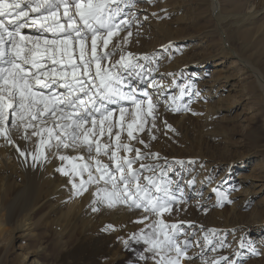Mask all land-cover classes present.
<instances>
[{"label":"snow or ice","instance_id":"6c2138e0","mask_svg":"<svg viewBox=\"0 0 264 264\" xmlns=\"http://www.w3.org/2000/svg\"><path fill=\"white\" fill-rule=\"evenodd\" d=\"M135 6V0H0V137L14 144L13 129L22 131L21 139L25 141L37 137L33 152L16 148L21 157L31 156L33 167L48 160L46 153L71 164V174L63 165L56 171L69 177L73 196H81L95 186L92 211L99 210L97 205L109 209L123 206L147 214L136 223L157 217L147 225L151 231L141 229L130 239L146 245L144 252L151 253L154 264H182L183 260L193 259L187 255L192 243L187 238L179 239L182 234L187 237L179 225H169L160 217L171 213L174 204L183 202L177 200L175 192L182 190L178 181L168 178V170L174 166L184 169L196 161L146 164L143 161L147 159H160L159 154L144 153L130 141L149 148L138 133L150 124L147 131L152 140L156 139L151 133L156 128L161 100L167 111L189 112L191 100L180 101L191 95L194 86H179V94L168 95L165 100L163 86L152 76L159 70L157 57L125 53L131 31L113 43V37L131 26L132 21L124 18L129 15L125 9ZM131 15L134 20L135 14ZM25 29L31 34H26ZM171 47L169 44L164 50ZM118 53L119 59L113 61ZM149 64L157 67H147ZM139 84L159 89L154 91L159 99L154 102L153 94L141 90ZM165 126L175 131L166 121ZM125 132L128 142L122 140ZM65 150L76 155H68ZM121 152L135 155L121 156ZM137 163L139 168H134ZM145 172L152 174L144 175ZM213 180L210 174L207 182ZM194 183L195 178L188 181L189 186ZM212 191L217 206L232 203L229 192L219 188ZM104 230L115 231L111 225ZM209 232L216 234L214 229ZM204 240L212 246L207 234ZM122 242L126 249L130 247L129 240ZM218 246L226 245L221 240ZM240 247L259 255L243 238ZM211 251L215 252L216 246ZM138 258L149 260L143 253ZM200 259L201 264H209L203 251ZM211 264L237 261L221 256Z\"/></svg>","mask_w":264,"mask_h":264},{"label":"rangeland","instance_id":"374dc122","mask_svg":"<svg viewBox=\"0 0 264 264\" xmlns=\"http://www.w3.org/2000/svg\"><path fill=\"white\" fill-rule=\"evenodd\" d=\"M218 2L222 14L237 19H242L252 12L254 14L257 11H262V13L259 16H254L242 27L235 28L231 25V20L228 21L224 27L226 30L224 38L215 29L216 20L212 11V0H153L152 3H149L148 0H135L136 7L145 10L139 14L138 18L145 19L147 17L145 20L149 23L148 35L135 37L133 33L124 52L136 56L154 55L157 57L159 69L168 65V73L178 72L189 75L188 79H191V85L194 88L188 98L180 101V103H188L191 100L189 104L191 111L189 112L174 113L167 111L166 106L158 105L156 128H153L151 133L156 136V139L152 140L147 131L151 127L150 124L146 125L143 133H138L149 144V148H144L134 140L130 143L133 147L140 148L144 153L159 154L160 159H147L143 161L146 164L165 165V160L168 163L176 160L196 161L195 165L186 164L184 169L174 166L168 170V178L179 183L182 192L178 191L181 193V196H178V201L182 200L183 202L174 204L171 213L167 214L168 216L165 214L166 219L160 217L169 225H179L182 232L187 234V237L182 234L179 239L187 238L191 241L192 246L188 250V256L192 257L190 252L196 250V242H203L204 236L207 234L211 240L214 238V244L219 245L223 240L226 245L225 247L218 246V251L206 257L209 264L213 259H218L221 256L235 260L237 253L241 256L237 264H264V189L260 187L261 183L255 182L257 181L255 179L256 170L264 166V96L258 83L248 77L246 71L237 64L234 57L224 56L223 53L226 44L241 58L250 61L264 73V0H218ZM127 11L128 9H125V12ZM150 28H155V31ZM127 31L133 32L134 27L131 26L121 32V35L113 37V43L122 40L127 35ZM207 33L209 35L206 36ZM164 37L168 42L161 43ZM135 39H140V43L135 42ZM160 43L166 45L152 52L155 45ZM169 44L172 47L165 51V46ZM111 47L110 44L109 48ZM117 59H119V53L112 58L113 61ZM139 63L143 62L139 61ZM204 63H208L205 70L202 66ZM157 64L154 67H157ZM220 66L226 69L225 75H230L228 90L232 89V91H223L221 96L206 101H196L198 97L195 93H201L199 91L200 80L211 77ZM147 67H153V64H149ZM133 84L136 83L133 82ZM180 84L182 86L183 81H180ZM139 88L142 90L143 86H139ZM193 112L197 115H193ZM165 121L175 131H169L165 126ZM22 134V131L17 132L13 129L11 136L13 135L14 144L18 140H23L21 139ZM1 140L5 141L3 137H0ZM122 140L128 142L126 132L122 135ZM29 141L34 144L37 137H32ZM12 146L13 144L6 143L3 148L9 150L13 148ZM46 154L48 155L46 162L49 163L50 160H53L51 163L54 164L55 170L63 165L70 172L71 164L62 162L49 153ZM120 155L131 157L135 153L121 152ZM102 159L104 162H108L107 158ZM133 167L139 168V163ZM231 169L235 171L233 174L236 178L234 186L227 184L226 181ZM179 171L182 174L178 178L177 172ZM57 174L60 179L69 181L68 176L61 175L59 172ZM151 174L144 173V175ZM210 174L214 177L212 183L207 182V177ZM231 174L232 172L229 175ZM193 178H195V183L189 186L186 179L190 181ZM241 180L259 186L252 188L257 194L246 199L251 201L250 203L245 202L241 196V189L249 187L247 183H240ZM213 188L229 192L228 199L232 203L217 206L216 201L211 205H204L191 211L190 208L197 205L191 203L198 200L196 198L204 202L213 201L216 198L212 191ZM209 192L212 193L208 195ZM77 197L81 198L82 195ZM102 206L93 219L96 224L94 222L89 224L90 228L88 229L92 233L96 228L98 231L106 232L105 235L111 236L112 230L105 231L104 229L111 225L110 216L115 211L127 210L129 213L141 214L140 218L134 220L136 231L133 234L140 232L141 229L151 231L147 225L157 219V217L151 216L144 223H136L147 214L138 209L130 211L123 206L112 209ZM67 207V205L62 206L52 214L46 213L45 206L39 208L31 215L33 224L31 232H18L11 221L0 237V264H24L21 257L23 251L31 252L40 247L43 248L40 250L39 260L43 264H80L83 245L90 243L93 246L94 239H91V235L88 239L85 238L86 235L80 233L83 228L82 224L77 221L73 223L74 220L71 221L72 226L70 224L65 226L63 237L57 232L52 225L67 211ZM4 218L7 222V217ZM12 219L14 218L12 217ZM210 229L215 230L214 236L209 232ZM16 237H18L17 240ZM242 238L244 243H250L259 255H252L248 247L241 248ZM130 241L131 239H129ZM92 246H87L89 263L104 264L100 261V251L94 250ZM145 247L146 245L141 242L136 243L130 251L121 250L114 263L154 264L150 258L151 253L144 252ZM130 253L133 254L131 263L129 262ZM141 253L148 256L149 260L146 262L139 260L138 257ZM182 262L190 264L191 260Z\"/></svg>","mask_w":264,"mask_h":264},{"label":"bare ground","instance_id":"6f19581e","mask_svg":"<svg viewBox=\"0 0 264 264\" xmlns=\"http://www.w3.org/2000/svg\"><path fill=\"white\" fill-rule=\"evenodd\" d=\"M143 11L145 10H142L141 7L135 6L134 8L128 9L126 13H129V15L127 17H124L132 21L131 26L134 27V31L132 32V34L134 33L133 35L135 37L137 36L146 37L148 35L147 32V29L149 28L148 21H146L145 19L138 18L139 14H141V12ZM212 11L216 20V28L215 27L214 28L217 30L219 35L223 36L224 38L226 37V30L224 27L225 24L228 23V21L231 20L230 23L232 26H235V28L242 27L243 25L247 24L250 19H253L254 16H259L262 13V11H257L254 14L252 12L242 19H237L236 17L233 16L230 17L228 15H224L221 13L218 0H212ZM132 13L135 14L134 20L131 15ZM141 17L143 16L141 15ZM232 28L234 29V27ZM150 29L155 31L154 30L155 28H150ZM24 31L26 34H31L30 30L28 29H25ZM207 35L209 34L207 33L206 36ZM139 40L140 39H135L134 41L139 42ZM162 42L165 43L168 42L167 38L164 37L161 43ZM161 43L157 44L158 46L155 45L156 47L152 49V52H155L158 48H161L162 46L166 45ZM225 48L226 49L223 50L224 56L229 55L234 57V60L237 62V64L240 65L242 69H244V71H246L245 73L248 74V77L253 78L255 82L258 83L264 96V73L261 72L260 69L257 68L250 61L241 58L238 54H236V52L232 48H230V46L225 44ZM142 62L144 63V61ZM154 65L155 64H153V67ZM202 66H203V70H205L208 67V63H204V65ZM167 70H168V65L165 66L163 69L161 68L157 72L152 73V76H154L155 79L158 82H160L164 88L165 100L168 95L179 94V86L181 85L180 81H183V85L188 83L191 84V79H188L189 75H183L178 72H169L174 75H168L169 73L167 72ZM225 71L226 69H224L222 66L217 67V69L215 70V72H213V75L211 77L200 80L199 91H201V93L199 94V96H197L198 98L196 99V101L197 100L206 101L209 99H213L217 96H221L222 95L221 93L223 91L224 92L232 91V89L228 90V88L230 87L229 80L231 78H229L230 75L229 76L225 75ZM133 82L136 83V81H131V83ZM139 86L140 87L143 86L142 90L147 91L149 94H153L154 102L159 99V97L154 94V91L158 92L159 89L154 90L153 88L148 87L147 85L144 84H139ZM188 97L189 95H185L183 99L185 100ZM159 104L166 106L163 100H161ZM37 143H38V138L34 144H31L30 141L18 140L17 143L13 144L12 146L13 148L8 150L3 148L6 145L5 141L3 140L0 141V237L4 232V229L7 227L8 224L11 223V221H13V226L18 229V232H27V231L31 232V228L33 226L31 221V215L37 210H39V208L45 206L46 213L52 214L57 210H59L60 207L67 205L68 206L67 211L63 213L61 217L53 223L52 226L62 236L65 231V226L67 225L69 226V224L71 225V221L74 220L72 221L73 223L77 221L82 224L83 228L81 229L80 233L86 235L85 238L88 239V237L91 235L92 237L91 239H94V242H92L93 246L90 243L83 245L81 251L80 264H90L88 260L89 258L88 249H87L88 245L94 247V250L100 251L101 262H104V264H115L114 261L119 257L121 250L125 249L126 251H130L132 247L135 246L136 242L131 240L129 242L130 247L126 249L122 241L129 240L130 237L133 235V232L136 231L134 220L140 218L141 214L129 213L127 210L115 211L114 213H112L110 216V221H111V226L115 229V231H112L113 233L111 236H107L108 234L105 235L106 232L103 233L102 231L96 230V228L93 233L89 231L88 228H90L91 225L90 223L94 222L93 219L95 215H97V212L100 211V209L103 207L102 205H97L99 210L95 212L92 211V207H93L92 192L94 191L95 186H91L89 190L82 195L81 198H78L77 196H73L71 184L69 183V181L60 179L58 177L57 171L54 168L55 166L54 164L51 163L53 160L52 161L50 160L49 163L45 161L43 162L42 165L40 163H37L36 166L33 167V161L31 159V156L21 157L16 150V148L19 147L22 150L33 152L36 148ZM65 151L66 154L68 155H76V153H72L70 150H65ZM230 171L232 172V174L229 175L231 172L228 173L226 181L227 184H231V186H234L236 182V178H234L233 174L235 173V171H232V169ZM177 173H179V176L177 175L179 178L182 172L179 171ZM255 176H256L255 179H257V181L255 182L261 183L260 187L264 189V166L256 170ZM84 178L86 179V175ZM79 179L80 178L78 177V179L76 180L77 183L79 182ZM186 181H187L186 183H188L189 179L188 180L186 179ZM240 183L243 184L247 183V185H249V187L247 188H242L240 193L241 196L245 199V202L250 203L251 201L249 202L246 199L255 196L257 192L253 191L254 189L252 190V188L259 186L254 185V183L250 184L246 180H241ZM175 187L176 185L173 186L174 189ZM249 188H251V190H249ZM194 193L193 195H195ZM210 193L212 192H209L208 195H210ZM175 195L177 197V200H179L178 196H181V193H178L177 191L175 192ZM214 196L216 197V194ZM196 199L198 200H194L191 202L193 204H197L192 209L190 208L191 211L192 210L194 211L195 208L202 207L204 205L207 206L211 205V203L217 201V197L213 201H208V202L207 201L204 202L203 200L200 201L199 198ZM245 202L243 201V203ZM182 205L187 206L185 204ZM165 214L167 215L169 213H165ZM165 214L163 217H165ZM5 216L8 219L7 222H6V218H4ZM167 216L165 217V219L167 218ZM12 217L14 219H12ZM95 222L94 224H96ZM96 227L99 228V226ZM149 231L148 229L145 230V232H149ZM18 237H16L15 239L17 240ZM212 241H213L212 246H216V251H218L219 247L217 243L214 244V238L212 239ZM196 243H197V246L195 247L196 250L190 252L191 256L193 257L191 262H189L190 264H201L200 254L202 251L204 253L205 258L213 253V251H211L212 246H209L207 244V241L204 240L203 242H196ZM42 248L43 247H40L38 248V250L36 248L31 252L23 251V253L21 254V257L23 259L22 262L24 264H43L39 260V255L41 252L40 250ZM132 257L133 254L130 253V259H129L130 263L133 260ZM240 257L241 256L236 255L235 261H238ZM116 264H121V262H118Z\"/></svg>","mask_w":264,"mask_h":264}]
</instances>
